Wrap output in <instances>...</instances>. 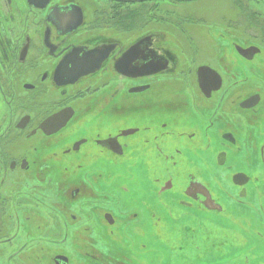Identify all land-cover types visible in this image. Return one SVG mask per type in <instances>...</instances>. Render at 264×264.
<instances>
[{
	"label": "flooded vegetation",
	"instance_id": "flooded-vegetation-1",
	"mask_svg": "<svg viewBox=\"0 0 264 264\" xmlns=\"http://www.w3.org/2000/svg\"><path fill=\"white\" fill-rule=\"evenodd\" d=\"M231 206L252 253L264 0H0V264H192Z\"/></svg>",
	"mask_w": 264,
	"mask_h": 264
},
{
	"label": "rangeland",
	"instance_id": "rangeland-1",
	"mask_svg": "<svg viewBox=\"0 0 264 264\" xmlns=\"http://www.w3.org/2000/svg\"><path fill=\"white\" fill-rule=\"evenodd\" d=\"M215 2L207 1V2H200L198 5H190L187 9L185 6H179L177 9H182L186 12L195 11L201 9L202 7H210L214 6ZM170 9L169 7L167 10ZM172 198H169L168 201L170 202ZM229 213L235 214L238 213V210L231 206L228 208ZM228 221L224 222L226 224L225 228L228 229L226 233L227 241L224 242L223 240H218L215 236H213L210 242L200 243L201 247L206 245L209 248V252L196 249V254L198 256L195 257V261H192V264H220L222 261L225 262L226 259H232L230 261L231 264H242L244 257L246 254H252L254 257L264 260V241H260L258 246L253 247L252 253L250 252L249 247L240 246L241 243H245V239L248 237L244 236V232H247L251 229L250 226H245L242 223V219L239 216L232 215L231 218H227ZM263 227V226H262ZM262 233L264 230L261 228ZM199 246V247H200ZM225 260V261H224ZM233 262V263H232Z\"/></svg>",
	"mask_w": 264,
	"mask_h": 264
},
{
	"label": "water",
	"instance_id": "water-1",
	"mask_svg": "<svg viewBox=\"0 0 264 264\" xmlns=\"http://www.w3.org/2000/svg\"><path fill=\"white\" fill-rule=\"evenodd\" d=\"M202 191H205L204 190V188L203 189H201V194H202ZM198 192H199V190H198ZM203 195V194H202ZM205 197H206V199L208 200V199H210V196L207 194V195H204ZM221 228H223L219 223L217 224V226L216 225H214L213 226V230H214V232H215V237L218 239V240H224L223 238H222V229ZM225 228V227H224ZM219 231H220V233H219ZM227 231H228V229H226L225 228V230H224V238H225V241H227V238H226V233H227ZM200 239V238H199ZM200 243H202V242H200ZM244 245V243H241L240 244V246H243ZM198 245H197V243H194V250H192L191 248H189V250H187L186 252H185V257L187 258V259H193L194 258V256H198L197 254H196V249L198 248L197 247ZM181 254V253H180ZM230 260H232V259H230ZM243 262V261H242Z\"/></svg>",
	"mask_w": 264,
	"mask_h": 264
}]
</instances>
